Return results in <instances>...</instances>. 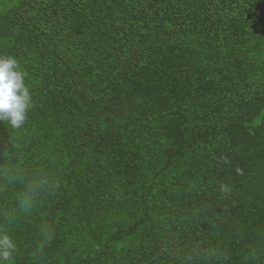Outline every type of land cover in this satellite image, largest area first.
I'll return each mask as SVG.
<instances>
[{"label":"trees","instance_id":"1","mask_svg":"<svg viewBox=\"0 0 264 264\" xmlns=\"http://www.w3.org/2000/svg\"><path fill=\"white\" fill-rule=\"evenodd\" d=\"M0 55L33 98L0 168L59 184L14 264H264V0H0Z\"/></svg>","mask_w":264,"mask_h":264},{"label":"clouds","instance_id":"2","mask_svg":"<svg viewBox=\"0 0 264 264\" xmlns=\"http://www.w3.org/2000/svg\"><path fill=\"white\" fill-rule=\"evenodd\" d=\"M26 73L18 60L11 55H0V123L6 122L13 129L21 128L33 106L32 94L25 83ZM59 184L44 168L26 167L16 164L0 168V194L13 189L14 206L0 214V264H14L18 252L17 242L7 226L20 219H31L38 215L44 202L54 194ZM228 191L227 185H221ZM39 247L51 242L53 226L43 220L39 224Z\"/></svg>","mask_w":264,"mask_h":264}]
</instances>
